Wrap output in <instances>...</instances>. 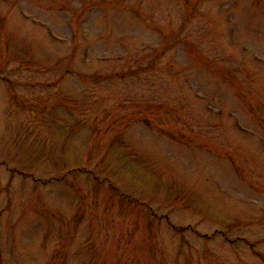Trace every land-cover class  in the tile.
<instances>
[{"label":"rangeland","instance_id":"374dc122","mask_svg":"<svg viewBox=\"0 0 264 264\" xmlns=\"http://www.w3.org/2000/svg\"><path fill=\"white\" fill-rule=\"evenodd\" d=\"M0 264H264V0H0Z\"/></svg>","mask_w":264,"mask_h":264}]
</instances>
